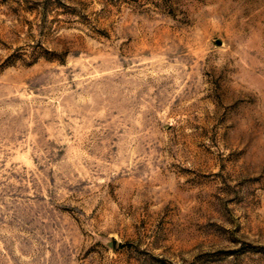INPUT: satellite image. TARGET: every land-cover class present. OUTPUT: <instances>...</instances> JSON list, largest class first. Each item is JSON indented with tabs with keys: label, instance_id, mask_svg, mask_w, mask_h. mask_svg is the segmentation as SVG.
Returning <instances> with one entry per match:
<instances>
[{
	"label": "rangeland",
	"instance_id": "374dc122",
	"mask_svg": "<svg viewBox=\"0 0 264 264\" xmlns=\"http://www.w3.org/2000/svg\"><path fill=\"white\" fill-rule=\"evenodd\" d=\"M0 264H264V0H0Z\"/></svg>",
	"mask_w": 264,
	"mask_h": 264
}]
</instances>
